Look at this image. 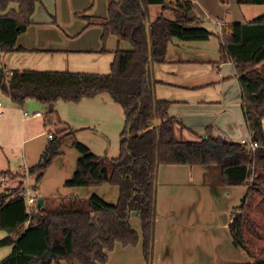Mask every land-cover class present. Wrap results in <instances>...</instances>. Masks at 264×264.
I'll return each mask as SVG.
<instances>
[{
	"label": "trees",
	"instance_id": "1",
	"mask_svg": "<svg viewBox=\"0 0 264 264\" xmlns=\"http://www.w3.org/2000/svg\"><path fill=\"white\" fill-rule=\"evenodd\" d=\"M39 1L0 0V53L24 50L16 46L17 38L31 25ZM236 2L240 6L264 5V0ZM14 3L19 5L18 10L10 8ZM150 5L172 10L174 18L162 13L152 20ZM88 22L103 28V40L115 35L132 46L117 48L110 73L10 70L7 74L0 68V94L19 107L30 100L41 104L78 103L108 94L124 112L120 154L111 159L101 157L75 141L79 157L73 176L64 185L96 187L109 183L119 189L118 202L109 203L92 194L87 199H64L54 208L43 204L28 212L22 184L6 189L0 193V229L8 235L0 239V248L12 246V252L0 264H53L63 260L67 264H105L117 243L135 247L140 242L130 224L132 212L141 220L144 260L153 264L160 165L204 166L209 182L217 171L220 185L249 186L229 229L234 246L254 260L246 264H264V258L253 252L259 253L258 242L263 238V225L253 213V202L257 196L264 201V14L231 24L220 37L222 60L230 59L239 76L245 118L259 143L255 153L239 141L210 132L197 140H179L176 127L181 123L168 115L170 103L156 98L153 65L165 62L169 40L203 41L214 35L199 23L191 1H111L106 18ZM65 136L64 131L53 135L38 164L28 170L37 175V182L62 154ZM253 165L257 167L255 175Z\"/></svg>",
	"mask_w": 264,
	"mask_h": 264
},
{
	"label": "crops",
	"instance_id": "2",
	"mask_svg": "<svg viewBox=\"0 0 264 264\" xmlns=\"http://www.w3.org/2000/svg\"><path fill=\"white\" fill-rule=\"evenodd\" d=\"M111 1L118 0H40L36 3L35 11L31 17V25L17 38L16 46L22 47L24 50L10 53L1 52L0 65L8 71L110 73V65L114 60L117 48H132L127 45V41L110 35L103 43L100 40V33H103L102 27L85 30L83 35L78 37L79 39L73 40L72 38H76L79 30L86 24V20H80L77 30H73L70 32L71 34L60 35L57 38L46 34L45 30L55 31V29L67 28L70 25L69 19L75 20L76 12L89 16L88 21L96 22L98 19H103L101 17L106 18ZM189 1L193 3L201 25L208 28L209 21H214L216 24L214 35L203 41H184L178 38L169 40L165 62L153 65L156 98L168 101L170 103L168 115L175 117L181 123L176 127V137L179 140H197L206 136L208 132L214 136H221L237 142L242 138H249L250 129L245 118L236 67L230 59L222 60L220 54L222 33L233 23L248 22L246 18L242 19L240 14L245 5H238L236 0ZM152 6L150 5L149 9L151 18L154 20L160 14L152 16L151 11L154 8ZM18 7L19 5L15 3L10 5V8L16 10ZM167 11H163L161 8V14H165ZM67 17L68 20H66ZM78 40L83 41L79 42ZM102 45L105 48H102ZM1 96L4 95L0 94V149L6 145L22 146L21 150L26 157V161H24L27 164L23 166L21 174L27 180L32 176L28 170L36 165L32 164V161L36 159L39 162L44 148L50 142L51 131L49 130L47 133L48 142L44 144L40 141L43 136L47 135L43 129L48 126L46 120L53 115L58 118V114L64 108L61 107L62 104L70 106L72 102L60 101L41 104L30 100L23 107H19L8 97L7 101H3ZM107 96L101 94L94 98L81 100L78 103L87 102L83 108L89 110L87 112L80 110V112L74 113L75 117H82L83 121L86 118L94 119L97 116L106 117L110 113L109 110L115 108L114 104L117 105ZM24 111L29 113L43 111L44 113L41 112L43 114L41 117H25ZM45 113L47 114L45 115ZM17 114H19L18 117H16ZM81 129H86V127ZM0 163H4L2 157ZM3 167H0V183L9 180H12V183L17 181L9 175H7L8 178L2 180V177L6 176L2 174L3 172H17ZM75 167L76 161L63 175V183L73 176ZM158 171L153 264H176L180 261H185L186 264H246L254 261L246 251L234 246L229 229L233 217L230 213L232 201L242 200L247 194L249 186L220 185L218 184L219 173L217 171L212 173L213 181L209 182L205 176L208 169L204 166L160 165ZM18 181H20L18 184H12L11 188L6 189H14L22 184L25 190L35 192L34 188L31 189L33 186L35 187L34 183L28 180V184L25 186L21 178ZM42 183L41 181L40 188L43 189ZM96 187H87V191H84L85 197L79 196L83 192L82 190L67 187L68 190L63 194L62 200L86 199L92 194L103 198L97 192L99 189ZM6 189L0 188V193ZM103 199L105 200V198ZM43 200L46 208L55 206L52 197L46 196ZM209 202L214 210L213 218L208 216ZM216 206L221 208L217 212ZM223 213L228 214L225 215V218L219 217ZM132 214L135 216H133L135 224L131 222L130 224L140 236L136 251V264H144L141 220L136 212H132L131 216ZM211 225L213 227H210ZM209 229H217L223 236L213 237L209 235ZM203 231H207L209 234H203ZM7 235L6 230L0 229V239ZM118 244L122 246L120 243ZM129 247L134 246L126 248ZM11 252L12 246L1 247L0 261ZM125 254L128 257L130 251L127 250ZM59 264H63V262L61 261Z\"/></svg>",
	"mask_w": 264,
	"mask_h": 264
},
{
	"label": "rangeland",
	"instance_id": "3",
	"mask_svg": "<svg viewBox=\"0 0 264 264\" xmlns=\"http://www.w3.org/2000/svg\"><path fill=\"white\" fill-rule=\"evenodd\" d=\"M92 4L93 2L91 1V5ZM152 7H154L152 8V11H151L152 16H158L159 14H161L160 6L153 5ZM240 14H241L242 19L246 18L247 21H251L257 18L258 16H261L264 14V5H245L242 8V11L240 12ZM164 15L167 18H171V19L174 18V14L172 10H168L167 12H165ZM88 17L85 14L76 12L74 15L75 20L73 19L71 20L67 17L66 20L69 19L70 21V25L67 28L63 27V30L55 29V31L47 29L45 30V33L48 35L55 36V38L59 37L60 35L71 34L70 32H72L75 29L77 30L80 20H86V24L79 30L78 36L76 38H72L73 40H75L81 35H83L85 30H90L92 28L101 27L98 24H89ZM101 18H104V17H101ZM208 28H209L208 30H210L211 32L213 31L215 32L216 24L214 23V21L212 20L209 21ZM90 39L91 40L93 39L92 36ZM100 40H102V42L105 43V40L102 39V32L100 33ZM78 41L82 42L83 40H78ZM126 43L128 46L132 47L130 43L128 42ZM102 48H105V46L102 45ZM110 71H111V65H110ZM104 95L107 96L108 94H104ZM107 97H109L108 99L112 100V98L109 95ZM1 98L3 99V101L8 100V98L5 95L1 96ZM79 104L80 103H75V102H72L70 106H66L62 104L61 107H64V108L62 109V112L58 114L59 116L58 118L60 120L57 118L56 115L50 116L49 119L47 120L45 119L47 121L46 125L48 126L44 127L43 129L46 132V134L49 131H51L52 134L58 136V134L61 131H64L66 136L63 139V145L61 148L62 154L53 161L52 165L46 170L47 173L45 172L46 175L43 176L44 178L42 177L38 182H37L36 174L35 175L33 174L31 177H28L27 180H25V178H23L21 174L23 172L22 169H24L23 166L27 164L25 162L26 157H24L23 151L21 150L22 146L20 147H18V145H6V147L2 146V148L0 149V158L1 157L3 158L4 163H0V167L4 166L3 168L11 169L12 171H17L16 173L10 172V175H9L10 177H12V179H17V181L15 180V182L12 183V180H9L5 183H2V184L0 183V188H3V189L11 188L13 186L12 184L16 185L20 182L18 181V179L20 178L26 186L28 184L27 181L29 180V182L34 183L33 185H35V187L33 186L31 189L33 188L35 189V192L38 195L39 199H44L46 198V196L52 197V199H54L55 201L54 205L56 206L58 202L63 199L62 197L63 194H65V192L68 190V188L65 187L64 185L65 183H63L62 181L63 175L68 172L69 168L73 166L75 161L77 164L79 152L73 146L75 141L84 143L85 145L90 147L92 152H94L95 154L101 157L111 159V158H116L119 156L121 133L124 129V124H125V117H124V112L122 108L118 104L117 105L114 104L115 108L109 110L110 113H108L106 117L103 118L102 116H97L94 119L86 118L83 121L84 118L75 117L76 114L74 113L80 112V110H85L83 107L84 105L87 104V102L80 104V105ZM88 110H85V111L87 112ZM41 112L44 113L43 111ZM46 114L47 113H45V115ZM18 116L19 114L16 115V117ZM82 127H86V129H81ZM40 141L46 144L48 142V134L43 136L40 139ZM44 151H45V148H44ZM32 162H33L32 164H38V161H36V159H34ZM256 170H257V167L253 165L252 166L253 175H255ZM158 174H159V171H158ZM41 181L43 182L42 183L43 189L40 188ZM31 183H30V186L32 185ZM240 186L244 187L245 185H240ZM229 187H238V186H229ZM77 188L83 191L82 193H80L79 196L85 197L86 195L84 191H87L88 188L87 187H74V189H77ZM96 189H99L97 190V192L100 195H102L103 198H105V200H108L110 203L118 202L119 189L116 186H113L109 183H103L97 186ZM241 201L242 200H238V199H235L232 201V205L230 209V213L232 215L241 205ZM219 209L221 208H218L216 206V212ZM213 211L214 210L212 208V204L209 202L208 216L210 218H213ZM253 213L260 218L261 224L263 225V231H262L263 238L260 240V242H258L259 246L257 247V248H260V251H262L264 249V201L262 200L260 196H257L253 202ZM227 214L228 213H223L219 217L225 218V215ZM133 216L134 214H132L130 222L132 224H135V218H133ZM210 227H213V225H211ZM209 232L210 234L207 231H203L202 233L212 235L213 237H218V235L220 237L223 236L217 229H209ZM127 250L130 251V255L128 257H126V254H125ZM136 251H137V246L126 248V247L120 246L117 243L115 245L114 250L109 253L110 256L108 258V262L105 264H136V261H137ZM260 251L259 253L256 250L253 252L258 254L257 255L258 258H264V255H262V253L264 254V252H260ZM62 262L63 264H67V262L64 260ZM143 262L144 264H146L145 260ZM59 263H56V264H59ZM176 264H186V262L180 261V262H176Z\"/></svg>",
	"mask_w": 264,
	"mask_h": 264
},
{
	"label": "built area",
	"instance_id": "4",
	"mask_svg": "<svg viewBox=\"0 0 264 264\" xmlns=\"http://www.w3.org/2000/svg\"><path fill=\"white\" fill-rule=\"evenodd\" d=\"M0 68H4V67H2L0 65ZM5 71L7 74L10 73L6 69H5ZM0 108H1V103H0ZM24 116L25 117H41V116H43V114L41 113V111H35L34 113H29L28 111H24ZM263 122H264V118H263ZM49 139L50 140L53 139V135L51 133L49 134ZM239 142L243 145H246L252 153H255V151L259 148V143L253 139V132L252 131H250V137L249 138H242ZM6 178H8L7 175L3 176L2 180H5ZM22 197L24 198L25 205H26L28 212H31L32 210L37 209L39 197L36 194V192H32L30 190L29 191L25 190L22 193Z\"/></svg>",
	"mask_w": 264,
	"mask_h": 264
},
{
	"label": "water",
	"instance_id": "5",
	"mask_svg": "<svg viewBox=\"0 0 264 264\" xmlns=\"http://www.w3.org/2000/svg\"><path fill=\"white\" fill-rule=\"evenodd\" d=\"M147 35H148V46H149V53L151 54L152 51V45H151V39H150V34H149V26L147 25ZM44 204L43 199H39L37 208H41L42 205Z\"/></svg>",
	"mask_w": 264,
	"mask_h": 264
}]
</instances>
